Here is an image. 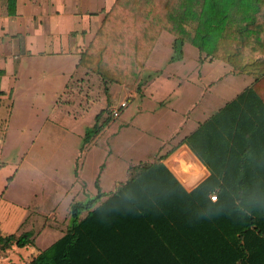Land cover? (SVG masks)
<instances>
[{
	"label": "trees",
	"instance_id": "16d2710c",
	"mask_svg": "<svg viewBox=\"0 0 264 264\" xmlns=\"http://www.w3.org/2000/svg\"><path fill=\"white\" fill-rule=\"evenodd\" d=\"M223 6L224 0H114L78 64L105 90L112 83L130 88L163 30L173 34L177 55L189 42L232 62L227 45L247 40L236 36ZM257 36L249 42L260 44L264 36ZM257 61L240 66L254 76L249 86L154 161L131 164L114 191L101 192L96 181L97 194L73 203L70 222L49 245L37 246L29 231L0 230V251L18 258L8 264H264V69L252 70ZM106 110L95 114L83 140L112 118H101ZM182 143L208 170L190 189L163 161Z\"/></svg>",
	"mask_w": 264,
	"mask_h": 264
},
{
	"label": "crops",
	"instance_id": "0c3cea01",
	"mask_svg": "<svg viewBox=\"0 0 264 264\" xmlns=\"http://www.w3.org/2000/svg\"><path fill=\"white\" fill-rule=\"evenodd\" d=\"M113 1L0 0V102L2 97L6 96L9 101L7 105L12 107L14 104L12 98L18 94L20 97L27 98L28 109L39 111L40 102L37 98L46 91L55 97L58 94L54 102L57 104L63 94L65 97L72 95L75 91L80 94L83 85L88 83L90 74H95L88 72L78 64L80 51L91 40L104 13ZM223 7L231 17L229 24H231L236 36L240 34L247 40L246 44L236 42L227 45V50L234 52L231 55L232 62L207 55L205 51L189 42H183L180 45V51L177 55L173 50V36L171 44H167L172 50L170 55L167 53V55L162 56L160 51L155 53L157 44H154L139 71L136 84L130 88L127 87L126 95L128 97L135 99L137 93L140 95L134 115L142 112L144 104L146 105L145 112L153 111L152 116L144 121L146 122L144 125L142 124L144 126L142 131H145L144 134L153 141V151L157 150L154 160L252 83L254 76L246 70L240 69L243 62L252 61L255 57L258 61L253 64L252 70L261 71L264 69V39L260 44L249 42L250 40L253 41L254 34L258 33V36H264V0H224ZM235 40L239 41V39ZM187 52L190 53V60L193 61V70L197 73L195 76L190 75L189 71L184 69L189 58ZM216 63L228 66V71L234 75L244 74L249 77L248 83L240 91L218 106L214 105L215 98L210 96L209 91L213 83L225 77L226 73L217 77L214 75L209 82L205 78V74H202L203 69H206V72H212L214 66L211 64L215 65ZM100 83L102 85L101 80ZM184 87L188 90L186 103L179 102V98H183ZM151 89L160 90V93H158L159 96L152 98L151 104L147 105L141 99ZM149 94L152 93L149 92ZM34 97L36 100L33 99ZM166 97L167 99H165ZM28 98L31 99L28 100ZM66 101H69V98ZM196 109H200L196 111L197 114L202 112L201 117L191 118V112ZM137 127L141 129L139 123ZM3 136L5 133L0 130L1 140H3ZM181 149H185L182 161H195L200 170L203 171L199 181L208 174V170L185 143H182L163 158L175 176L187 189H190L197 183L187 186L174 169L181 173L183 170L192 168L191 165L196 166L193 163L182 166L174 164L175 168L173 169L167 162L173 154ZM14 172L8 175L11 176V179ZM7 177L0 194H3L11 180L8 181ZM118 185L119 183L115 181L111 183L110 187L113 189L109 192L114 191ZM32 201L33 199H29L28 202L30 203L22 206L26 213L20 218L15 232L0 230L5 234L13 233L16 235L23 231H29L34 238V243L43 248L62 233H58L56 236V233H53L54 230L50 228H42L40 233L30 229L31 224H39L37 221H33L31 217L29 221L25 220L28 214L26 209L29 208L30 204H33ZM26 224L28 226L25 227ZM38 242L41 245H38ZM5 253L7 252L0 251V257L4 256Z\"/></svg>",
	"mask_w": 264,
	"mask_h": 264
},
{
	"label": "rangeland",
	"instance_id": "374dc122",
	"mask_svg": "<svg viewBox=\"0 0 264 264\" xmlns=\"http://www.w3.org/2000/svg\"><path fill=\"white\" fill-rule=\"evenodd\" d=\"M172 38L171 33L162 31L155 43V53L160 51L162 56L170 55L172 50L167 44H171ZM187 57L184 69L195 76L197 73L193 70L189 52ZM221 64H211L214 66L212 72L202 70L208 82L214 75L226 73L225 77L213 83L209 91L217 106L234 96L249 80L244 74H232L228 66ZM88 80L80 94L76 91L66 97L63 94L58 104L54 103L58 94L55 97L46 91L37 98L39 111L28 109L27 98L18 94L12 98V107L7 105L6 96L2 97L0 130L5 136L3 140L0 137V192L6 177L15 171L5 191L0 194V229L3 232L16 231L20 218L26 213L22 206L33 199V204L26 209L25 220L29 221L31 217L39 224H31L30 229L40 233L42 228H50L57 236L64 232L72 218L73 203L84 202L97 194L96 181L98 186L99 182L101 184V192L109 193L113 189L111 183L126 179L131 164L154 160L157 150L153 151V141L142 131L144 121L152 116L153 111L145 112L144 104L142 112L134 115L140 95L137 93L135 99L130 98L126 95L127 87L116 83L105 90L95 74H90ZM187 92L184 87L183 98H179V102L186 103ZM158 93L160 90L151 89L141 100L149 105L152 98L159 96ZM121 99L127 105L120 108L116 116L110 115L109 108L118 106ZM105 106L107 110L101 118L108 115L112 118L100 131L91 132L87 140H83L84 133L95 122V114ZM197 110L200 109L191 112V118L201 117L202 112L197 114ZM138 123L141 129L137 127ZM82 144L84 149L80 151ZM85 213L86 209L79 207L78 215ZM38 245L41 244L38 242ZM10 257L18 260L7 252L0 257V264H7Z\"/></svg>",
	"mask_w": 264,
	"mask_h": 264
},
{
	"label": "water",
	"instance_id": "95a60500",
	"mask_svg": "<svg viewBox=\"0 0 264 264\" xmlns=\"http://www.w3.org/2000/svg\"><path fill=\"white\" fill-rule=\"evenodd\" d=\"M185 155V149H181L178 152H176L175 154H173L172 157H170V159L167 160V162L170 164V166L174 169V164H176L177 166H182L183 164H189L191 165V163H193L196 167H193L191 165L192 168H190L189 170H183L181 171V173H178L176 171V169H174V171L176 172V174L183 179V181L186 183L187 186H191L195 183H198L200 177L203 174V171L200 170L199 165L195 162V161H188V162H184L182 161V157ZM182 174V175H181Z\"/></svg>",
	"mask_w": 264,
	"mask_h": 264
},
{
	"label": "built area",
	"instance_id": "2783aa9c",
	"mask_svg": "<svg viewBox=\"0 0 264 264\" xmlns=\"http://www.w3.org/2000/svg\"><path fill=\"white\" fill-rule=\"evenodd\" d=\"M126 105V101H121L120 104L118 106H111L109 108V114L112 115V116H116L118 113H119V109L124 107ZM210 197L212 199L215 198V193H211Z\"/></svg>",
	"mask_w": 264,
	"mask_h": 264
}]
</instances>
